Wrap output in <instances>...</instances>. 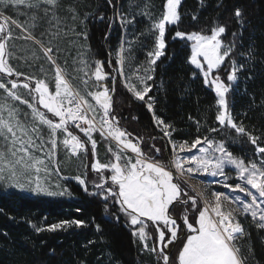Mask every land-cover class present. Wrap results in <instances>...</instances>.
<instances>
[{
    "label": "snow or ice",
    "instance_id": "snow-or-ice-1",
    "mask_svg": "<svg viewBox=\"0 0 264 264\" xmlns=\"http://www.w3.org/2000/svg\"><path fill=\"white\" fill-rule=\"evenodd\" d=\"M107 3L114 9L113 21L118 19L121 28L125 29V38L121 41L116 59L118 76L105 72L104 64L100 60L94 61V70L86 61L81 60L82 66L77 71L83 75L80 86H74L66 79V70L56 65L53 47H45L40 40H35L31 33L23 36L25 40H34L40 46L43 58L56 66L53 92L49 88L47 74L44 79H39L18 72L10 65L9 60L15 58V54L8 50V41L13 39L8 24L10 22L22 28L24 32H27V29L17 21L5 17L3 9L10 6L19 7L21 4L38 9L41 5H45L47 6L44 8L45 15L52 11L51 19L56 20L55 27L59 28L60 18L54 12L58 0H0V6H3L0 8V20L4 21L0 23V74H3L0 75V181L7 180L9 187L35 194L70 195L67 189L51 191L48 184L53 174L50 163L56 156L58 144H62L72 156L78 157L80 152L87 156L86 142L69 129V126L73 125L84 134L87 142L91 143L93 157L91 169L97 173H101L102 170L111 171L110 177L106 179L102 175L101 183L94 185L96 191L88 194L102 196L105 201L112 200L118 204L120 212L125 216L126 224L132 228V235L138 237L144 250L162 258L163 264H245V258L240 255V248L236 245L237 238L245 234L241 223L237 220V215L250 214L253 223L258 228L264 229V159L259 163L253 161L246 164L243 159L235 157L228 151L226 141H217L208 136L197 135L191 143L184 141L177 145L172 140L175 129L155 115L152 98L148 96L147 108L153 111L154 123L163 132V136L168 138L172 151L171 157L153 161L142 150L143 139L138 137L137 142L133 143L129 139L131 134L118 127L119 120L112 114L115 82L118 77L136 100L142 102L146 100L151 90L148 81L153 80L151 73L155 71L154 66L166 50V29L168 26L178 25L181 20L178 8L182 0H164L162 12L156 19H152L150 4H145L141 11L128 18L115 10L113 0H107ZM134 6V4L129 5L130 8ZM70 10L74 11V9ZM137 15L145 16L151 22V27L146 29V33L154 34V45L153 50L147 52V66L143 68V75H140L141 69L137 68L133 76H126L123 53L130 51L131 46L145 35L141 33L134 40L126 39L127 26L135 23ZM233 15L241 27L240 33H233L235 41L242 35L244 20L240 8H235ZM32 19L35 20L36 17L33 16ZM100 19H104L103 14L100 15ZM195 19L197 17L193 16V20ZM225 33L226 26L214 21L210 35L204 34V30L191 33L178 30L172 39L191 42L188 62L199 70L194 74V78L196 75H202L204 84L213 89L217 97L215 120L220 127L209 128L208 132L215 134L223 128H229L235 131L237 137L247 135L251 143L256 145L259 137L252 136L242 123L235 122L226 100V94L238 81V72L243 69V65L237 66L236 61H232V70L227 74L229 83L225 84L219 70L235 47V43L231 46L223 44L221 36ZM52 35L55 38L60 33L58 31ZM49 44L51 45V41ZM125 44H128L129 48L126 49ZM32 58L34 61L41 59L35 53ZM40 71H45L43 66ZM13 76L16 79H11ZM22 76L23 81L20 80ZM133 77L138 83L132 82ZM109 79L113 81L112 85L107 83ZM33 82L34 87H32ZM21 88L28 91L31 102L22 98L19 91ZM17 102L26 105L30 113L23 112ZM48 114H51V118ZM196 123L199 132L200 122ZM82 124L87 127H83ZM42 126L48 129L47 139L42 135ZM93 132H99L105 140L111 138L117 142V150L113 152L114 160L106 164L99 162L96 158L97 143L93 138ZM61 133L64 134L62 141L58 140V135ZM152 139L155 140L156 137ZM48 145L50 147H47ZM193 149L196 150L195 153L192 152ZM126 150H130L134 156H129ZM150 150H154L156 156L161 155V149L156 148L154 144ZM36 151L44 152V157L36 156ZM108 151L112 152V148L109 147ZM257 154H264V147H257ZM55 171H59L58 166ZM230 171L235 172L234 177L228 175ZM208 176L214 179L208 181L206 179ZM217 177L219 179H215ZM74 179L80 185H84V191L88 192L86 179L80 176ZM191 179L199 180V184L203 187L189 185L188 180ZM231 179H237L239 182L233 185L230 183ZM212 183L222 185L229 191H211L209 199L208 190ZM59 187L60 185L57 184V188ZM189 190L196 194L190 195ZM177 206L183 208L181 216L173 215ZM105 211H108L107 203ZM116 219L118 221L119 216ZM73 224L81 227L83 222L61 221L47 229L36 227L35 231H55ZM149 240H152L156 246L149 249ZM174 244L177 246V254L173 259L170 246Z\"/></svg>",
    "mask_w": 264,
    "mask_h": 264
},
{
    "label": "trees",
    "instance_id": "trees-1",
    "mask_svg": "<svg viewBox=\"0 0 264 264\" xmlns=\"http://www.w3.org/2000/svg\"><path fill=\"white\" fill-rule=\"evenodd\" d=\"M68 1L78 9L83 19L86 44L92 58L91 68L94 70V61L100 60L105 72L114 75L125 29L121 28L118 19L113 21V7L108 5L107 0ZM163 3L164 0H113L115 10L128 18L141 11L145 4H150L152 19H156L162 12ZM130 4L135 6L130 8ZM218 4L222 6L218 7ZM235 8L243 12L244 26L242 35L234 41L233 33L241 32L233 15ZM178 11L181 20L178 25L166 29V50L151 73L153 80L148 81L151 90L146 99L148 96L152 98L155 115L175 129L173 140L191 143L197 135L208 136L226 141L227 149L246 163H259L264 159V154H257V147H264V0H182ZM101 14L103 20L100 19ZM193 16L197 19L193 20ZM214 21L226 26V33L221 36L223 44L231 46L235 43L230 57L225 58L226 63L219 70H222L220 75L225 84L229 83L227 74L232 68V61L235 60L237 66L243 65L238 72V81L226 95L229 109L237 124L242 123L248 133L259 137L256 145L247 135L237 137L235 131L229 128L215 134L208 132L209 128L220 127L215 120L217 97L214 90L204 84L202 75L194 78L199 70L188 62L191 54L189 41L172 39L178 30L185 33L204 30V34H210ZM150 27L151 22L142 15H137L135 23L127 26V40H134L141 33L145 35L131 46L130 51L123 53L124 73L128 74L130 68H140V75H143L147 52L153 50L154 45V34L146 33ZM124 47L127 49L129 45ZM20 80L23 81L24 77ZM107 83L112 85L113 81L109 79ZM153 111L148 110L145 102L136 100L117 78L112 114L119 120L118 127L130 133V139L136 141L138 137L142 138V150L153 161L165 160L170 155L164 136L154 123ZM197 121L200 122L199 132ZM69 129L86 142L88 192L71 180L66 183L70 197L31 196L14 189L0 188V264H150L132 235V228L126 224L119 205L112 200L105 201L101 196L88 194L92 192L93 184L101 183L102 175L107 179L111 173L107 170L97 173L90 168L93 161L90 143L71 125ZM97 138L105 142L100 136ZM153 144L161 149L160 156L150 150ZM108 183L110 185V179ZM179 207L173 215H182ZM75 220L82 221L83 225L76 227L73 224L55 231H35L36 227L47 229L61 221ZM242 224L245 234L241 253L245 264H264V229L258 228L250 216H246ZM170 247H173L174 259L177 246ZM155 264L162 262L155 260Z\"/></svg>",
    "mask_w": 264,
    "mask_h": 264
},
{
    "label": "rangeland",
    "instance_id": "rangeland-1",
    "mask_svg": "<svg viewBox=\"0 0 264 264\" xmlns=\"http://www.w3.org/2000/svg\"><path fill=\"white\" fill-rule=\"evenodd\" d=\"M2 7L3 6H0V8ZM45 7L47 6L41 5V7L38 9L28 8L26 5L21 4L19 7L10 6L6 9H3V15L5 17L10 18V20L17 21L19 24L23 25L24 29H27V32H24L22 28L16 27L15 25H12L9 22L8 27H10L12 30L13 39L8 41V50L15 54V58H10L9 63L14 69H16V71L24 73L27 76H35L39 79H44L47 74V76L49 77L47 81L49 83V88L51 91L53 92L55 91V78L54 77H55L56 66L52 65L45 58H43V53L40 50V46L36 44L34 40L23 39V36L27 35L28 33H31V35L35 38V40H40L44 44L45 47H48V46L53 47V56L56 60V65H58L61 69L66 70L67 72L66 79H68L71 83H73L74 86H80V80L83 75V73L77 71V69L82 66L80 61L84 60L90 66L92 63V58H91L89 49L86 44L84 28H83V19L81 20L80 12L78 11V9L73 7V5L68 0H58V6L54 10L55 15L60 18L59 28H57L55 27L56 20L51 19L52 14H53L52 11H49L48 15H45V11H44ZM70 9H74V11ZM33 16L36 17L35 20L32 19ZM73 16H75V19H73ZM0 23H4V21L0 20ZM73 28H74V31H72ZM58 31L60 35L54 38L52 33H55ZM49 41H51V45L49 44ZM189 43L191 45V42ZM57 49L59 50L57 51ZM33 53L40 56L41 59H39L38 61H34L32 58ZM41 66L44 67L45 69L44 72L40 71ZM231 70L232 68L229 70V73L231 72ZM134 72L135 70L133 68H130L129 73L128 74L125 73V75L133 76ZM221 72L222 70L219 71V74H221ZM132 82L138 83V81H136L134 77H133ZM19 91L22 95V98L28 99L31 102V96L28 95V91L26 89L21 88ZM92 102L94 103V101ZM143 102H145V105L147 107L148 100L146 99ZM17 105L22 109L23 112L30 113V109H28L26 105L19 104V102H17ZM41 110L46 112V110L42 108ZM48 115L51 118V114H48ZM21 119H23V116H21ZM97 119H99V116L97 117ZM29 120H31L30 115H29ZM30 126H35V125H30ZM158 129L160 130V128ZM161 133L163 136L162 131ZM42 135L44 136L45 139L48 138V129L43 126H42ZM82 135L84 136L83 133ZM97 136H100V138L104 140L105 142L101 141L102 142L101 143L100 139H98ZM93 138L95 139L97 143L96 158L99 160V162L106 164L114 160L113 152L117 150V142L115 140H112L111 138H108L107 140H105L104 138L101 137L99 132H93ZM163 138L166 141V147L170 155L169 157H171L172 155L171 145L168 142V138L166 137H163ZM63 139H64V134L63 133L59 134L58 140L62 141ZM131 140L133 143H136L135 140L133 139ZM173 141L176 142L177 145L179 143H182L176 140H173ZM47 147H50V145H48ZM47 147L44 150L45 152L47 151ZM109 147L112 148V152L108 151ZM126 152L129 156H134V154H132L130 150H126ZM192 152L195 153L196 150L193 149ZM35 155L38 157H44V152L36 151ZM237 158H240V157H237ZM45 159L47 162L46 157ZM86 163H87V157L85 156L83 152L78 153V157L72 156L62 144H58L56 156L54 157L53 161L50 163V167L53 169V174L49 178V184H48L49 189L51 191H61L63 189H67V192L70 193L69 187L66 184L67 181L71 180L75 184H79L78 181L74 179V177L80 176L82 179H86L87 178V175H85L86 174V169H85ZM57 166L59 168L58 172L55 171ZM107 171L111 173L110 170H107ZM228 175L230 177H234L235 172L230 171L228 172ZM185 179H187V177H185ZM206 179L208 181H212L214 178L211 176H208L206 177ZM215 179H219V178L217 177ZM91 182L94 183L95 181L91 180ZM238 182L239 181L237 179L230 180V183H232L233 185ZM57 184L60 185L59 188H57ZM188 184L195 185L197 186V188L203 187L202 185L199 184V180L197 179L188 180ZM81 186L85 187L84 185H81ZM0 188L2 190H13L14 189L26 195L44 196V197H49V198L70 197L71 195V194L70 195L66 194L63 196H48L44 194H35L30 191H20L19 189H16L14 187H9L7 180L0 181ZM91 189H92V192L96 191L94 184H93V188ZM214 190L225 191V192L229 191L228 189L223 188L222 185H217V184L212 183L210 184L209 190H208L209 199L211 198V191H214ZM189 193L190 195L196 194L194 191H191V190H189ZM188 207H189V211L191 212V206L189 205ZM201 207H203L202 203H201ZM179 208L180 210L178 211H181L183 214V208L181 206ZM189 215L191 216L192 212ZM246 216L251 217L250 214ZM246 216L237 215V220L241 223L242 227H243L242 220ZM178 222H182V221H178ZM242 237L243 236H240L237 238L236 245L237 247L240 248V255L243 257V254L241 253V248H243ZM136 240L140 244L141 252L147 257L150 264H155V260H158L159 262H162L163 264L162 258H158L157 255L151 251L144 250V246L139 241L138 237H136ZM155 246L156 245L153 243L152 240L148 241L149 249ZM172 252H173V247L171 248V254Z\"/></svg>",
    "mask_w": 264,
    "mask_h": 264
},
{
    "label": "built area",
    "instance_id": "built-area-1",
    "mask_svg": "<svg viewBox=\"0 0 264 264\" xmlns=\"http://www.w3.org/2000/svg\"><path fill=\"white\" fill-rule=\"evenodd\" d=\"M71 126H72L74 129H76L77 131H79V129L76 128L75 126H73V125H71ZM82 126H83V127H87V125H83V124H82ZM79 132H80V131H79ZM80 133H82V132H80Z\"/></svg>",
    "mask_w": 264,
    "mask_h": 264
},
{
    "label": "water",
    "instance_id": "water-1",
    "mask_svg": "<svg viewBox=\"0 0 264 264\" xmlns=\"http://www.w3.org/2000/svg\"><path fill=\"white\" fill-rule=\"evenodd\" d=\"M113 74H114V75H116V74H117L116 70H113Z\"/></svg>",
    "mask_w": 264,
    "mask_h": 264
},
{
    "label": "flooded vegetation",
    "instance_id": "flooded-vegetation-1",
    "mask_svg": "<svg viewBox=\"0 0 264 264\" xmlns=\"http://www.w3.org/2000/svg\"><path fill=\"white\" fill-rule=\"evenodd\" d=\"M136 142H137V140H136ZM164 144H165V143H164ZM179 216H181V214H180Z\"/></svg>",
    "mask_w": 264,
    "mask_h": 264
}]
</instances>
